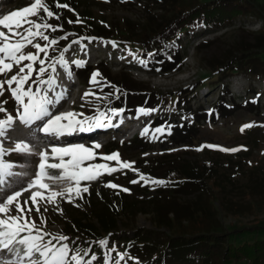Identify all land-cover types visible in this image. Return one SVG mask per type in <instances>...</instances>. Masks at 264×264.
I'll return each instance as SVG.
<instances>
[{"label": "rangeland", "instance_id": "obj_1", "mask_svg": "<svg viewBox=\"0 0 264 264\" xmlns=\"http://www.w3.org/2000/svg\"><path fill=\"white\" fill-rule=\"evenodd\" d=\"M94 1L96 2H94L95 5L92 9L94 13L91 16L92 20L87 18V20L82 21L80 17H77L79 14L69 8L68 11H70L71 16L67 17L72 18L71 21H73L67 23L71 28L70 31L79 30L84 33L86 30L89 35L95 36L94 30L91 31L90 24L96 23L111 35L116 34L122 28H128L136 34L141 28L157 27L166 23L174 17L182 4L188 5L194 0ZM198 1L206 4L214 0ZM253 1L258 7L260 19H238L231 27L221 31L207 32L204 36L201 35L205 32L203 31L193 36L189 35L187 40L184 39L187 42L183 52L185 59L173 64L172 67L175 72L172 71L165 75L160 73L149 74L144 72V66H147L146 60L139 52L126 50L115 43L110 45L105 41L95 45H82L79 41L73 43L65 57L68 69L66 70L58 63L52 73L50 79H54L56 84L52 86L51 90H49V85L45 87L40 83L41 80L45 79L46 72L40 76L38 71H33L31 79L24 85L26 90L30 87L33 92L39 90L41 95L46 92L52 99H55L60 93L64 94L66 89L65 98L54 110L52 109L53 115L62 112H76L83 113L85 117H95L102 112L107 116L110 114L112 124L118 121L123 114L121 112L118 114L119 116L113 115L112 107L115 105V100L118 99L116 91L121 90L124 86L129 87L131 85L132 90L136 92L147 91V89H150L152 93L161 92L170 97L169 101L171 104L173 103L172 106L176 105L177 101L173 97L180 95L185 103L196 100L195 103H201L200 107H204L208 111L217 102L222 89L228 88L231 94L228 100L234 106V113L231 118L211 119L208 123H200L195 127L192 138H188V136L179 137L177 141L165 142L147 148L132 142L128 135L122 136L125 130H114L116 127L95 129L88 132L87 135L74 133L59 138L51 136H48L50 138L42 136L45 139L42 137L32 138L31 135L40 133L38 131L39 125L36 126V129H31L19 122L22 109L5 84L3 95H0V108L5 111H0V120H7L11 116L14 121L12 127L15 129L7 132L5 137L0 139V147L5 150V154L0 159L12 164L11 170L14 173L26 175L11 177L7 184L0 186V201L13 191L26 187L29 181L35 178L38 171L39 157L35 154H20L12 151L16 143H29L33 146L34 153L41 150L50 151L51 146L82 144L89 148L96 144L100 146L111 144L110 146L114 149L111 154L118 153L120 161L132 164L131 169L124 168L110 175L105 170L104 174L94 181H82V186L88 187V192L82 193L83 199L75 197L73 194L70 203L68 202V194H65L56 197L55 204L45 205L41 203L40 213L35 211L24 213L26 218L36 222L37 227L42 229V233L51 234L45 236V240L52 239L58 234L61 235L60 231L63 224L74 216L80 217L85 213L101 210L110 204L121 205L126 203L132 210L137 211V216L131 219L124 217L121 220L122 240L118 241L115 248H110V256L99 259L98 264H133V258L129 256V253L121 251L120 246H132L134 251L139 244L135 240L133 243H129L124 239L125 237L131 236L130 238L133 239V233L136 229H153L152 217L155 211L156 213L159 211L163 217L175 218L177 215L181 217L206 203L208 196L207 191L202 193L197 183L192 185L177 183L174 184L175 186H169L166 182L163 184H145L140 180V175L142 174L152 180L165 181L174 175L178 176L180 171L184 173L196 172L198 175L199 171L194 170L198 165H206L217 170V174L213 176L214 179H210V186L217 190L213 200L217 202L215 209L218 211L223 225L220 233L233 234L240 230L245 231L231 236V242L237 245L247 241L264 240V81H255L250 84L249 80L242 74H233L229 80L226 79L227 83H223L221 80L226 73L224 75L219 73L221 68L228 65L233 56L237 54L239 45H243L247 49H258L264 43V0ZM33 2L34 0H9L7 4L0 7V16L16 10H23ZM28 19L39 23L38 16H29ZM27 26L24 25V27ZM2 30L7 32V29ZM20 31H23V28ZM41 41L42 39L37 38L34 43L40 44ZM202 43L210 44L201 47ZM23 52L25 54H37L40 58L43 53H37V50L31 45L26 46ZM258 55L264 60V50L260 51ZM142 60L145 61L144 64L140 63ZM76 61H83L82 65L88 71L83 80L77 77L71 69ZM28 63L30 61L25 60L19 66L14 65L10 72L0 75V81H5L16 75L19 68ZM39 67L40 63L37 61L34 68L38 70ZM68 71L71 73L70 77ZM96 72H99L100 75L96 77L97 83H92L91 78ZM131 82H138L140 86H133ZM71 84H74V87H70ZM12 87L15 88L16 84H13ZM247 89H251L254 96L246 94ZM86 92L94 95L85 97ZM249 98L262 99L261 106L250 105L251 100ZM247 103H249L248 106H246ZM177 111L178 114L179 112L182 114L186 110L180 107ZM157 112V109H151L142 114L144 117L149 116L145 120V125L153 120L152 118L157 115ZM143 116L141 117L142 122ZM131 119L133 120L131 124H134L136 120ZM126 124L124 123V126ZM247 124L254 126L241 131V128ZM138 131L141 129L139 128ZM97 132H102L103 137L97 135ZM205 145L240 150L225 152L217 148L203 147ZM201 148L202 150H197ZM111 154L106 153V151H98L95 153L96 159L87 161L86 164L102 163L119 168L116 161L101 159V157ZM198 178L201 176L198 175ZM134 180H140V182L132 183L131 181ZM44 182L48 183L51 190L55 191H60L69 183L65 181L62 184H53L51 180ZM107 183H113L120 187H105ZM122 189H128V191ZM36 190V188L32 189V191ZM40 191L45 196L50 195V190L40 189ZM29 195V192H24L19 197L21 206L34 207L31 201L28 205L23 203ZM45 207L47 211L44 210ZM249 229H255V231ZM26 234L22 233V235ZM33 234L36 233L33 232ZM54 242L56 243V241ZM132 253L134 254L135 251ZM121 255L123 259H121ZM5 258L15 259L9 255H6ZM33 258L35 259V257ZM24 264H28L27 260L24 261ZM135 264H144V261Z\"/></svg>", "mask_w": 264, "mask_h": 264}, {"label": "trees", "instance_id": "obj_2", "mask_svg": "<svg viewBox=\"0 0 264 264\" xmlns=\"http://www.w3.org/2000/svg\"><path fill=\"white\" fill-rule=\"evenodd\" d=\"M8 1L0 0V7L7 4ZM44 2L59 17L58 19L56 16L49 18L42 11L38 16L39 23H48L57 27V31L41 29L50 39L58 41L55 45H49L42 39L40 43L41 46L48 47V52H43L41 57V59L46 57L44 67L47 71L44 80L52 77L54 71H52L51 65H54L56 69L58 58L63 55L65 59L74 41H80L82 45H95L102 41L108 42L110 45L115 43L126 50L141 53L147 64L144 72L165 75L175 70L172 67L173 64L185 59L183 52L187 44L185 40L189 38V35L193 36L205 31L201 34L204 36L207 32H217L229 28L238 19L256 18L258 20L261 18H259L258 7L253 0H214L206 4L194 0L191 4H182L174 17L160 26L141 28L136 34L128 28H122L116 34L111 35L94 23L90 24L91 31L95 32V36H92L86 30L84 33L79 30L70 31L71 28L67 23L72 18L67 16H71L68 11L71 8L79 14L77 17H80L82 21L87 18L91 19V16L94 15L92 9L96 1L45 0ZM57 4L68 7H57ZM60 29L62 31H59ZM62 37L67 38L62 39ZM209 44L202 43L201 47ZM135 47L137 50L134 49ZM66 48L67 51H65ZM259 49L260 51L264 50V43L258 49H247V47L239 45L237 54L233 56L228 65L219 71L223 75L226 73L221 81L227 83L233 74H242L250 84L255 81H264V60L258 55L260 51L257 50ZM71 69L82 80L88 73L86 67L77 66L76 63ZM131 84L140 86L138 82H131ZM43 85L47 86V84ZM245 93L254 96L251 89H247ZM116 94L118 99L115 100L112 109L119 113L139 115L147 110L157 109V115L153 116V120L149 121L141 133L132 139V142L147 148L165 142L177 141L179 137L192 138L195 127L200 123H208L211 119L231 118L234 113V106L228 100L231 94L225 87L209 111L200 107L201 103H195L196 100L185 103L180 95L173 97L177 101L176 105L172 106L173 103L171 104L170 97L167 95L161 92L152 93L150 89L136 92L132 90L131 85L124 86L121 90L116 91ZM249 99L251 100L250 105L261 106L262 99ZM248 105L249 103L246 104V106ZM180 107L186 110L182 114L177 113ZM141 109L144 111L141 112ZM108 117L110 118V114ZM157 128L163 129V131L155 132ZM145 129L148 130L147 135L142 134ZM110 145L99 148L90 146L89 148L94 153L106 151L111 154L114 149ZM198 166L194 170L199 171L198 175L201 178H198L196 172L184 173L180 171L178 176L174 175L163 181L169 186H175L174 184L177 183L180 185L197 183L202 193L208 192L206 203L181 217L179 215L175 218L163 217L159 211L153 212V229H136L133 239L130 238L131 236H127L128 239L124 238L129 243H133L135 240L139 244L134 249L136 254L132 253L134 252L132 246H120L121 251L129 253V256L133 258V264L139 261H144V264H229L239 262L264 264V240L247 241L237 245L231 242V236L245 231L240 230L233 234L220 233L223 225L219 213L215 209L217 202L213 200L217 190L210 186V179L217 174V170L206 165ZM220 205L224 208L221 203ZM136 213L137 211L135 212L124 203L121 205L110 204L101 210L88 212L80 217L74 216L61 227V235L67 236L68 239L61 242L56 241V243L53 240V242L57 246L66 243L72 249L69 258L78 252L84 261L98 264V260L110 256V248H115L118 241L122 240L121 220L124 217L134 218L137 216ZM145 213L147 214L146 211ZM249 230L255 231V229ZM101 242H106V244Z\"/></svg>", "mask_w": 264, "mask_h": 264}, {"label": "snow or ice", "instance_id": "obj_3", "mask_svg": "<svg viewBox=\"0 0 264 264\" xmlns=\"http://www.w3.org/2000/svg\"><path fill=\"white\" fill-rule=\"evenodd\" d=\"M57 7H68L67 5L57 4ZM46 14L51 18L56 16L53 13L44 0H34V2L24 8L23 10H16L9 14L0 16V75L10 72L13 66H19L23 61L27 60L30 63L19 68V72L13 75L11 78L0 81V95H3L5 84L11 90V95L14 97L17 104L22 109V113L19 115V122L25 127L31 128L36 122H41L38 126V131L51 137H63L80 132H92L95 129H103L110 127H117L113 125L111 118L105 113L100 112L95 117H85L83 113L76 112H62L53 115L54 109L62 99L65 98L63 93L58 94L55 99L50 98L45 92L41 95L39 90L33 92L29 87L27 90L24 85L31 79V73L38 71L40 76L47 71L44 67L45 59H41L37 54L23 52V49L31 45L39 52H48L47 46H41L34 41L39 38L48 42L49 45H55L58 43L55 39H50L45 35L41 29L47 31H57V27L48 23H37L34 20L28 19L29 16H39L40 12ZM58 19L59 17L56 16ZM43 19V17H41ZM73 21H69L72 23ZM79 22V21H77ZM28 25L24 27V25ZM23 28V31L20 29ZM2 29H7V32ZM17 38V39H13ZM67 37H62L66 39ZM73 43H78L74 41ZM68 49L66 48L65 51ZM39 61L40 67L37 70L34 68V64ZM66 70L68 69L67 61L63 55L58 58L57 61ZM77 66H81L83 61H76ZM144 64L145 61H140ZM52 71H55V66L51 65ZM27 69V71H26ZM69 77L71 76L68 71ZM100 73L93 74L91 81L97 83L96 77ZM41 84L49 85V90L56 84L54 79L41 80ZM16 84L13 88L12 85ZM118 91V90H117ZM85 97L94 95L93 93L86 92ZM0 111H5L0 108ZM97 111H99L97 109ZM144 110L141 109V112ZM120 114L118 111L113 110V115ZM82 117V118H81ZM105 121H107L105 123ZM14 121L11 116L7 120H0V137H4L6 132L12 127ZM252 124L244 125L241 128L243 131L245 128L253 127ZM163 129L157 128L155 132H162ZM143 135L148 134V130L145 129ZM96 148L100 145L96 144ZM203 147L217 148L220 151H239L240 149H227L215 145H205ZM198 151L202 150L197 149ZM12 151L20 154H35L39 157L38 171L35 174V178L30 180L26 187L21 190L13 191L10 195H7L2 201H0V264H24L27 260L28 264H91V261H84L83 258L77 254L72 255L69 258V253L72 249L65 244L53 243V240L57 242L66 241L68 239L65 235H56L52 239L45 240V236L51 235L50 233H42V229L37 227L35 221L26 218L25 212L31 213L35 211L40 213L41 203L47 205L49 203L55 204V198L58 196H64L68 194V202H72L73 194L75 197L83 199L82 193L88 192L87 186H82V181H94L104 174L105 170L107 174H112L118 170L124 168H132V164L129 162H123L119 159V154H111L101 157L104 161H116L119 168L111 167L107 164L96 163L86 164L87 161L96 159L95 153L84 145L73 146H51L49 150H41L38 153L33 152V146L27 142L16 143ZM5 154V150L0 147V157ZM13 165L0 159V186L9 182V178L16 177L20 173H14L12 169ZM55 170V171H50ZM45 180H51L53 184H62L65 181L69 183L63 187L60 191L51 190L48 183ZM140 180L145 184H163L164 181L152 180L149 177L140 175ZM140 180L131 181L132 183H139ZM105 187L118 188L120 186L107 183ZM36 188V191H32ZM40 189L50 190V195L45 196ZM128 191V189H122ZM24 192H29L30 195L24 200V205H28L29 201L34 207H23L19 201V197ZM39 198V199H38ZM58 207V206H57ZM47 211V208H44ZM15 213V214H13ZM43 223V222H42ZM33 232L36 234L34 235ZM22 233H27L22 235ZM105 243L106 242H101ZM19 246V247H18ZM6 255L12 258H5ZM35 257V259L33 258ZM121 259L123 256L121 255Z\"/></svg>", "mask_w": 264, "mask_h": 264}, {"label": "bare ground", "instance_id": "obj_4", "mask_svg": "<svg viewBox=\"0 0 264 264\" xmlns=\"http://www.w3.org/2000/svg\"><path fill=\"white\" fill-rule=\"evenodd\" d=\"M126 126V125H125ZM104 129V128H103ZM109 129V128H108ZM124 129V127H123V123L120 125H118L114 130H123ZM101 131V130H100ZM78 134H80V135H87L88 134V132H84V133H80V132H77Z\"/></svg>", "mask_w": 264, "mask_h": 264}]
</instances>
